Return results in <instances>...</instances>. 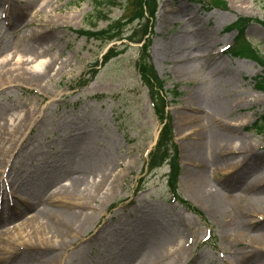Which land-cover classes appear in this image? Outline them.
Masks as SVG:
<instances>
[{"label":"rangeland","instance_id":"374dc122","mask_svg":"<svg viewBox=\"0 0 264 264\" xmlns=\"http://www.w3.org/2000/svg\"><path fill=\"white\" fill-rule=\"evenodd\" d=\"M116 1L94 20L93 0H0V264H40L53 252L56 264H144V242L156 264H264V239H253L264 238V183L245 187L264 176V136L249 130L264 114L252 81L261 67L223 52L237 34L229 26L246 18L245 39L264 55V0H223L225 10L211 0H156L150 63L178 148L180 201L168 192L166 165L146 172L161 124L136 71L138 46L76 33L121 19L125 0ZM110 47L123 51L100 66ZM40 61L52 70L39 82L17 71ZM95 63L96 76L77 86ZM78 176L77 193L64 195ZM213 194L225 199L222 215L210 209ZM21 201L30 208L8 217ZM71 208L82 215L81 236L45 249L31 217Z\"/></svg>","mask_w":264,"mask_h":264},{"label":"trees","instance_id":"16d2710c","mask_svg":"<svg viewBox=\"0 0 264 264\" xmlns=\"http://www.w3.org/2000/svg\"><path fill=\"white\" fill-rule=\"evenodd\" d=\"M212 6H218L226 9V3L223 0H211ZM93 12L91 19L98 20L106 17L104 10L118 6L116 0H93ZM125 14L121 19L110 23L101 30H78L77 33L94 41L108 43L111 41L125 40L127 43H142L139 48V58L136 66L139 78L143 86L146 88L148 96L152 102V107L160 121H165L164 126L159 134L157 143L148 156V171L168 163L170 173L168 176L169 189L173 195H176V179L179 172L177 148L173 139V132L170 126L169 117L166 113V101L161 95L163 82L157 77L150 63L149 49L151 45L153 20L156 12V0H125ZM241 21H235L228 29H235L237 35L234 38L233 45L229 49V53L234 57L245 58L256 62L261 67V75L253 78L254 88L264 92V55L259 53L246 39L244 30L249 22L248 19L242 18ZM264 26V22H260ZM116 48H110L102 57L101 64L107 63L115 58L122 51ZM96 67V65H93ZM93 67V68H94ZM90 77L97 72L93 69ZM89 73V72H88ZM83 79L82 81H84ZM81 83V82H80ZM178 94L173 91V96ZM264 136V115L260 120L256 121L250 128ZM178 199V195H176Z\"/></svg>","mask_w":264,"mask_h":264},{"label":"bare ground","instance_id":"6f19581e","mask_svg":"<svg viewBox=\"0 0 264 264\" xmlns=\"http://www.w3.org/2000/svg\"><path fill=\"white\" fill-rule=\"evenodd\" d=\"M244 0H233V4L238 7V4H243ZM15 13V12H14ZM18 17V14L15 13V19ZM6 63H4V61H1V65L0 67H2V65H5ZM19 67L17 68V71H21L22 73H20V76H26V78L30 81L33 82H39L42 78H44L45 76H47L50 71L52 70L51 68V64L48 66V64H46L45 66L43 65V63L40 61L38 63H36L32 69L30 70V73H26L23 71V62L18 63ZM44 66V67H43ZM217 100L220 102V104L222 105H227L230 103L229 100L223 98V97H217ZM216 116H213V118ZM21 120L18 121L19 126L21 125ZM217 123H219L218 121H215ZM227 131L230 132V130L228 129ZM234 132V131H233ZM230 139V138H227ZM227 139H224V141H221L220 146H223L224 150L223 152H221L220 150V155L222 157H226L225 153V145L222 144H226L228 141H226ZM223 142V143H222ZM193 147L190 146V149L187 150L188 153H198L196 151L197 146L194 144H191ZM198 150V149H197ZM227 152V151H226ZM231 169H233L234 163L228 164ZM60 173V172H58ZM193 178H195V180L192 182V190H194V193L196 195L199 194V192H201V190H203L204 188V181L202 179V174L200 172L195 173L193 176ZM50 180H52V178H49ZM81 177L78 176L75 178V181L69 186L66 187L65 189H63V194L66 196H73L75 193H77V190L80 187V184H83V182H81ZM192 180V178H191ZM208 181L205 183L207 184ZM257 183H264V176H262L261 178H259L258 180H256L254 183L250 184L251 186H245L246 190H248V188H253L257 185ZM245 190V189H244ZM241 200V199H240ZM212 202V203H211ZM27 202L25 201H21L18 202L19 204V209L18 210H11L9 212L8 217L13 216L15 214H18V211L20 210H24L26 208V211L30 208V206L26 207ZM225 203V199L223 197H220L219 195H216V197L213 194V197L209 199V204L211 206V210L213 212L216 213V215H222L223 214V205ZM17 205V204H16ZM260 208L262 206H259ZM8 209V208H7ZM72 210V211H71ZM71 210L69 212L65 211L62 212L61 209H52V211L50 212H36L30 219V222L28 223L29 225H33V223L35 222L37 225L40 223L39 226V230L42 234V238L39 241L40 243H43L42 245H44L45 249L49 248V246L51 245V243H56V242H65L67 239H71V237H80L81 236V226L83 224V222L80 220L82 219V215L80 213V217L77 218L76 214H75V208H71ZM1 218V216H0ZM1 222V220H0ZM79 223V224H78ZM253 239L255 240H263V237H254ZM26 241V239L24 240ZM34 240L31 239H27L26 242H29L31 246L34 245V243L32 242ZM152 244H150V242H144L143 246L145 248V250L147 251V255L145 257V262L144 264H156V260H152L153 257L156 255L153 249H156ZM54 247V245H53ZM59 256V255H58ZM56 253H49L42 262H40V264H56L55 261L58 258ZM157 259V258H156Z\"/></svg>","mask_w":264,"mask_h":264}]
</instances>
